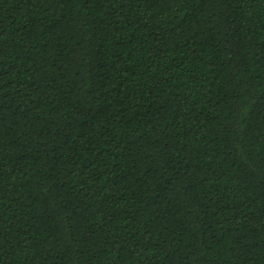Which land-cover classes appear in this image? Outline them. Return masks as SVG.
<instances>
[{
	"label": "trees",
	"instance_id": "trees-1",
	"mask_svg": "<svg viewBox=\"0 0 264 264\" xmlns=\"http://www.w3.org/2000/svg\"><path fill=\"white\" fill-rule=\"evenodd\" d=\"M0 264H264V0H0Z\"/></svg>",
	"mask_w": 264,
	"mask_h": 264
}]
</instances>
